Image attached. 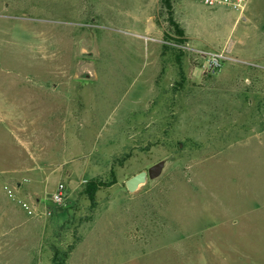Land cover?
<instances>
[{
    "label": "rangeland",
    "instance_id": "374dc122",
    "mask_svg": "<svg viewBox=\"0 0 264 264\" xmlns=\"http://www.w3.org/2000/svg\"><path fill=\"white\" fill-rule=\"evenodd\" d=\"M244 16L174 0L179 45L159 0H0V264H264V0Z\"/></svg>",
    "mask_w": 264,
    "mask_h": 264
},
{
    "label": "built area",
    "instance_id": "2783aa9c",
    "mask_svg": "<svg viewBox=\"0 0 264 264\" xmlns=\"http://www.w3.org/2000/svg\"><path fill=\"white\" fill-rule=\"evenodd\" d=\"M251 0H200L202 4L209 8H226L235 12L239 16V20L245 19V12ZM221 54H212L208 60V68L211 73H214L220 66L219 60L222 59ZM65 188L63 184H58L55 191L51 195L53 203L61 204L64 201ZM23 207L31 213V209L26 204Z\"/></svg>",
    "mask_w": 264,
    "mask_h": 264
},
{
    "label": "trees",
    "instance_id": "16d2710c",
    "mask_svg": "<svg viewBox=\"0 0 264 264\" xmlns=\"http://www.w3.org/2000/svg\"><path fill=\"white\" fill-rule=\"evenodd\" d=\"M161 7L165 10L166 21L171 31V38L168 34L163 35L164 39L174 41L176 44L183 45L186 43L187 38L185 36L184 29L178 24L174 17V0H159ZM163 50L167 48V46H162ZM178 59V58H177ZM109 184H105L103 182L97 180L88 181L83 189L82 193L88 199L91 204L95 203L96 193L105 187H108Z\"/></svg>",
    "mask_w": 264,
    "mask_h": 264
},
{
    "label": "water",
    "instance_id": "95a60500",
    "mask_svg": "<svg viewBox=\"0 0 264 264\" xmlns=\"http://www.w3.org/2000/svg\"><path fill=\"white\" fill-rule=\"evenodd\" d=\"M151 173L149 171H141L134 176L130 177L126 182L125 186L129 193L135 192L141 185L145 184L148 175Z\"/></svg>",
    "mask_w": 264,
    "mask_h": 264
},
{
    "label": "crops",
    "instance_id": "0c3cea01",
    "mask_svg": "<svg viewBox=\"0 0 264 264\" xmlns=\"http://www.w3.org/2000/svg\"><path fill=\"white\" fill-rule=\"evenodd\" d=\"M184 29V28H183ZM185 35H186V33H185ZM186 37H187V35H186ZM188 39V38H187Z\"/></svg>",
    "mask_w": 264,
    "mask_h": 264
}]
</instances>
